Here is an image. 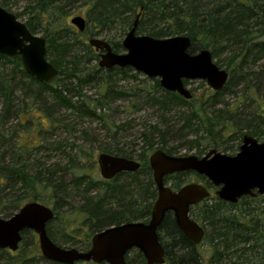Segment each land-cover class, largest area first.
<instances>
[{
	"label": "trees",
	"instance_id": "trees-1",
	"mask_svg": "<svg viewBox=\"0 0 264 264\" xmlns=\"http://www.w3.org/2000/svg\"><path fill=\"white\" fill-rule=\"evenodd\" d=\"M30 16L25 21L32 33L42 32L47 41L46 57L58 69L57 77L51 83H43L28 75L19 57H8L0 54V101L3 115L0 116V215L8 218L13 215L27 201H38L51 205L54 217L46 225L50 238L59 246H63L69 232L87 224L88 233L86 245L78 247L86 250L90 246L91 236L111 225L128 221H144L150 218V212L157 196V190L149 167L147 150L136 154L140 167L135 172H121L110 180L94 181L86 178L84 172L86 161L93 159L94 147L79 146L74 156L66 155L67 161L61 165H43L36 161L34 153L41 148L49 149V145H42L43 139L55 126L54 112L60 109L72 111L76 120H105L104 109L109 104L126 96L131 91L123 86L117 87V80L130 76L131 67L114 66L110 69L90 66L96 61L99 53L87 42L79 37L74 26L68 20V13L77 2L86 5L85 17L91 24L89 35L119 31L123 35L130 29L139 14L136 26L137 34H146L155 38H166L175 35H187L191 39L190 53L207 48L212 58H217L222 52L233 53L228 61L236 70L238 78L246 79L243 75L245 68L254 65L264 57V0H28ZM0 5L8 9V0H0ZM22 14L16 13L19 17ZM85 19V20H86ZM88 40V39H87ZM122 42V41H121ZM120 41L112 42L113 51L122 48ZM109 43V42H108ZM67 56L70 59H67ZM221 67L222 61L215 62ZM7 70V71H5ZM233 70V69H231ZM234 72V71H233ZM139 74L138 71L135 73ZM235 74L229 75L225 86L213 91L212 101L207 104L205 99H185L175 92L162 89L159 80L155 79V86L163 92V99L150 95L149 101L153 105L159 104L166 108L169 102L176 105H189V112H182L183 125L178 129L175 138L183 139L186 132H195L199 123L210 136L211 130L223 132L227 129L226 120L229 118L226 109L214 112L211 116L208 108L220 104L217 96L237 84ZM241 80V79H240ZM187 84V80H185ZM94 86L98 92L96 97L85 92L86 87ZM21 93L20 105L12 104L15 93ZM36 104L37 107H34ZM35 110H40L38 117H33ZM242 122V127L252 132L255 117L264 118L261 114H249ZM15 116L17 123L8 126L7 120ZM42 117L49 119V125H44ZM194 121V122H193ZM63 123L64 129L73 130L76 123ZM109 131L119 130L124 124L105 120ZM123 129V128H122ZM209 130V131H208ZM250 130V131H249ZM152 132L160 134L164 143L160 149L168 154H174L177 148L191 144L193 141L182 143L177 148L165 149V137L169 130L162 131L153 127ZM182 133V135H181ZM242 135V134H241ZM144 136V134H143ZM230 136V142L237 141L240 134ZM114 138V136H113ZM174 138V139H175ZM40 142V143H39ZM152 141L146 140L148 149H152ZM182 142V141H181ZM206 141H197L193 145L195 154L201 156L206 149ZM61 143L56 141L55 145ZM221 146L226 150L232 148L228 140ZM100 151L127 158H133L134 153L116 144L104 143ZM7 158V159H6ZM65 159V160H66ZM78 171L84 173L77 174ZM147 172L148 178L144 185L138 174ZM193 171L177 172L166 178H177L173 189L177 190L186 184L179 177ZM72 173L74 179L65 184L64 177ZM201 179L203 185H211L208 179L193 172ZM126 174L135 183L136 195L141 203L135 206L126 204L115 207L103 199L102 193L109 190L115 194L117 188L113 183L118 176ZM102 184V185H100ZM109 187V188H108ZM92 188L98 190L96 195H89ZM103 191V192H101ZM78 198L79 204L75 208L74 217L63 218L58 211V201ZM150 199V201H148ZM145 202L144 205H142ZM190 216L205 229L202 243L211 245L212 252L205 257L200 244L194 245L177 227L173 214L167 212L158 228V238L164 249L163 264H202L208 260L211 264H264V196H245L237 203L226 202L217 198L205 199L192 205ZM59 221L60 228L53 230L51 224ZM77 222V223H76ZM76 223V224H75ZM29 236H36L31 230L22 232V240L16 255L9 249H0L6 254L1 264H31L36 259L43 260L38 249L28 250ZM72 245H75L73 243ZM126 264H145V259L138 249H130L126 256ZM52 263V261H51ZM53 264H62L54 262ZM74 264H105L79 261Z\"/></svg>",
	"mask_w": 264,
	"mask_h": 264
},
{
	"label": "water",
	"instance_id": "water-1",
	"mask_svg": "<svg viewBox=\"0 0 264 264\" xmlns=\"http://www.w3.org/2000/svg\"><path fill=\"white\" fill-rule=\"evenodd\" d=\"M137 15L133 26L122 39V53L113 51L106 40L91 37L87 43L100 51L99 67H131L147 77L158 78L159 85L185 99L192 92L185 80H204L213 91L222 89L229 73L219 67L207 48L189 52L191 39L187 35L155 38L137 34ZM71 25L80 32L85 30L86 20L81 15L70 18ZM46 38L32 33L25 22L0 5V54L19 57L24 71L43 83H51L58 74L56 66L47 59ZM102 179L110 180L121 172H135L140 162L133 158L100 152L96 159ZM152 179L157 190L150 218L144 221H128L111 225L94 233L86 250L57 245L47 233L46 225L54 217V210L38 201H27L8 218L0 217V249L16 251L22 240V232L36 234L41 255L50 261L74 264L79 261L126 264L130 249H138L145 264H163L164 249L158 238V228L167 212L173 214L182 234L194 245L205 234L204 227L194 220L189 210L210 195L206 186L189 182L173 190L165 177L185 171H193L219 186V199L236 203L243 196H264V141L244 134L238 151L226 154L215 148L198 156L196 154L172 155L162 149L154 150L148 157Z\"/></svg>",
	"mask_w": 264,
	"mask_h": 264
},
{
	"label": "rangeland",
	"instance_id": "rangeland-1",
	"mask_svg": "<svg viewBox=\"0 0 264 264\" xmlns=\"http://www.w3.org/2000/svg\"><path fill=\"white\" fill-rule=\"evenodd\" d=\"M28 3V0H8L9 7L7 10L14 13L15 15L16 13L22 12L18 19L25 22L31 15L29 12L30 10L27 7ZM86 9L87 6L82 5V1L77 2L68 13L69 22L70 18L75 15H81L86 19ZM90 25L91 24L86 19V27L82 32L78 31L74 26L76 32L79 33V37L85 42H87V39L91 37H97L106 40L110 44L117 41L121 42L126 32L128 31V29H126L123 35H121L119 31L111 30L109 32H102L100 34H94L93 36H91L89 35V31L98 29L90 28ZM37 34L42 35V32H38ZM125 51L126 50L122 47L117 53H122ZM220 52L221 54H219L217 58H212L213 61L217 62V59H220L222 61L221 68L226 69L229 75H231L232 73L235 74V79L233 78V80H238L235 86L230 87V89L225 90L223 93L217 96L220 104L216 105L215 107L208 108L207 110L208 112H211L210 115L212 117L215 116L214 112L217 113L218 110H227L226 112L229 118L226 120V123L228 127L223 132L218 131L217 129L211 130V132L213 133L209 136L207 132L202 129V127H199V123L193 121L194 126H198V130L196 131V133L186 132L185 134H183L184 140L177 137L175 138V136L178 135V129L181 127V125H183L182 112H189V105H176L173 104V102H169L168 105L165 106L166 108H161L163 106H160L159 104L153 105L152 102L149 101L150 96L145 93L144 89H146V91H150V95H154L159 99H163V91L155 86V79L158 78H150L140 72H138L139 74L136 75L135 73H137V71L133 69L131 72H129V74L134 76H130L121 80L116 79L117 87L123 86L124 88L129 89L132 95L112 101L109 106L106 107L103 111L105 120L107 119L110 121H114L116 124H124V126L122 127L123 129L121 128L119 130L109 131L108 127L106 126L105 120H76V115L72 111L64 109L57 110L53 114L56 126L51 131H49V133L45 137L42 138L41 134L39 135V138L37 137L38 140L43 139L42 145H49V149L41 148L39 151L34 153L36 161L45 166L52 165L54 163L63 165L67 161V154L69 156H74V153L79 146L88 148L91 144L95 148L94 155L93 159L84 163V172L87 175L86 178L88 177V179L100 182L103 179L100 176L99 168L96 162L97 155L101 152L99 146H102L104 143L122 146L134 153L133 159L137 158V153L147 150L149 157V155L154 150L160 149V146L164 143V139L160 138L161 136L159 133L152 132L154 126L162 131L169 130L167 136L170 137H165V149H168L170 147L177 148L183 142L187 143L188 145L189 141H193L188 145L189 147L184 146L177 148L176 153H174L173 155L180 156L195 154L196 148L193 143L195 144V142L197 141L207 142L206 149L203 154L207 153L208 150L212 148H216L226 154L234 155L238 151V146L241 143L242 135L248 134V129H245L241 126L242 122L250 116V113H253L254 116L257 114H261L260 116L263 115L264 117V57L259 59L254 65H250L248 69H244L243 75L246 76V79H237L239 75L237 76V73H235L236 68L229 62H227L228 58L233 56V53L222 51ZM67 59L70 58L67 56ZM98 60L99 57L96 61H92L90 66L95 63L97 64ZM186 85L192 92V97H194L195 99L198 100L202 97V99H205V102L207 104L212 101L213 96L211 95L213 94V90L207 86L204 80H187ZM85 92L96 97L98 90L94 86H91L86 87ZM21 97L22 96L20 92L15 93L12 104H14L15 106L20 105ZM2 107L3 106L0 101V116L3 115ZM34 107H37L36 104ZM32 114L35 118L38 117L41 112L40 110H35ZM41 119L44 125H49L48 118L42 117ZM255 119L257 120H254L251 131L258 134L257 136H251L256 137L260 141H264V118L255 117ZM17 121V117L11 116L7 120V125H13L17 123ZM62 122L69 125H72L74 123L76 124L75 126H73V130L66 131L63 127ZM239 134L240 137L238 139V143H236V136ZM231 135L236 137V141L230 142L229 137ZM146 140L152 141L151 150L148 149ZM227 140L229 142V145H232V148H228L226 150L221 149V146L225 145L224 143ZM56 141L60 142L61 144L55 145ZM84 172L78 171L77 174H81ZM74 178L75 177L72 173L66 174L64 177L65 184L70 183ZM138 178L141 182V185H144L148 178L147 172L138 174ZM179 178L186 183L197 182L203 184L201 179L197 177V175H195L193 172L181 175ZM175 181H178V179L174 177L165 179L166 184H168L172 188ZM113 184L117 187L115 189V194H111L109 190H106L105 192L101 191L103 192V199L108 200L107 202L109 205L114 204L115 207H122L129 203H135V206L141 203L139 195H136V190L134 188L135 183L129 176H127L126 174H122L118 176ZM98 190L101 189L92 188L88 191V193L89 195H96L98 193ZM78 200V198H72L66 200V202L61 200L58 201V204L60 205L58 211L63 214V218H70L75 216V208L79 204L77 202ZM148 201H150V199ZM144 204L145 202L142 205ZM49 206L51 207V205ZM0 217H2V215H0ZM87 227V224H82L78 229L70 231V237L67 238V240L65 239L66 242L61 247L70 248L86 245V233H88ZM51 228L53 230H58V228H60L59 221L52 222ZM31 233L33 232L31 231ZM73 243H75V245H72ZM199 248L203 251L205 257H209L213 249L211 245L206 242H201ZM27 249H38V251H40L37 236H29ZM8 252L12 253L13 255L17 254V252L14 251ZM6 256L7 255L1 253L0 250V264L2 263L3 259H6ZM36 261L37 262L34 261L31 264L54 263L53 261L51 263L50 260H47L44 257L43 260L37 258ZM202 264L211 263L208 260H204Z\"/></svg>",
	"mask_w": 264,
	"mask_h": 264
},
{
	"label": "flooded vegetation",
	"instance_id": "flooded-vegetation-1",
	"mask_svg": "<svg viewBox=\"0 0 264 264\" xmlns=\"http://www.w3.org/2000/svg\"><path fill=\"white\" fill-rule=\"evenodd\" d=\"M95 50V49H94ZM97 51V50H96ZM99 54H100V51H97ZM244 135V134H243ZM243 135H242V137H243ZM242 137H241V141H242ZM254 137V136H253ZM256 138V137H255ZM257 139V138H256ZM258 140V139H257ZM258 141H260V140H258ZM261 142V141H260ZM241 144V143H240ZM240 146V145H239ZM239 146H238V149H239ZM213 149V148H212ZM216 149V148H215ZM218 150V149H217ZM209 151V150H208ZM220 151V150H219ZM170 175H172V174H170ZM203 185V184H202ZM204 186H206V188L209 190V192H210V195L207 197V198H205V199H209V200H212V199H214V198H217V199H219L218 197H217V195H216V190H218V188H219V186H213V185H204ZM171 187V186H170ZM172 188V187H171ZM173 189V188H172ZM173 190H175V189H173ZM261 196V195H260ZM243 197H245V196H243ZM243 197H241V198H243ZM251 197V196H250ZM255 197V196H254ZM240 198V199H241ZM205 199H203V200H205ZM240 199L237 201V202H239L240 201ZM202 200V201H203ZM221 200V199H220ZM227 202V201H226ZM236 202V203H237ZM199 244H201V242L199 243ZM199 244H197V245H199Z\"/></svg>",
	"mask_w": 264,
	"mask_h": 264
}]
</instances>
